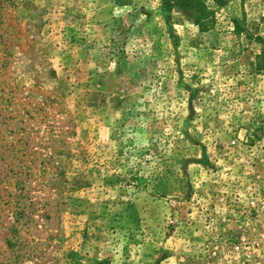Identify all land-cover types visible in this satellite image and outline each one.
Listing matches in <instances>:
<instances>
[{
	"label": "rangeland",
	"instance_id": "rangeland-1",
	"mask_svg": "<svg viewBox=\"0 0 264 264\" xmlns=\"http://www.w3.org/2000/svg\"><path fill=\"white\" fill-rule=\"evenodd\" d=\"M164 1L15 0L0 264H264V0Z\"/></svg>",
	"mask_w": 264,
	"mask_h": 264
},
{
	"label": "trees",
	"instance_id": "trees-1",
	"mask_svg": "<svg viewBox=\"0 0 264 264\" xmlns=\"http://www.w3.org/2000/svg\"><path fill=\"white\" fill-rule=\"evenodd\" d=\"M212 1L217 5L222 4V0ZM14 3L15 0H0V141H18L21 145L25 141L26 125L30 124L35 115L41 116L42 120L49 121V108H52V105L49 98H43L44 101L39 103H33L30 100L23 101L18 96L16 88L12 87L1 75L3 69L7 67L6 62L11 55L10 50L7 48L8 40L4 33L9 23L13 21L10 11ZM164 5L167 10L176 8L182 12H192L193 15L198 16L197 22L200 26H209L208 24H210V21H204L208 18L209 12L203 0H165ZM202 21L204 23L201 24ZM259 59L264 61V52ZM9 137L10 140L8 139ZM8 150L11 153V150ZM0 166L5 167L2 172L15 171V168L18 167L21 170L23 168L19 164L12 163L11 165V163L5 162L1 163ZM2 172H0V180L3 177ZM20 173L22 174V172ZM8 177L9 175H4V178L7 179ZM15 184H19V181H15ZM14 185L12 184L11 186L14 187Z\"/></svg>",
	"mask_w": 264,
	"mask_h": 264
}]
</instances>
